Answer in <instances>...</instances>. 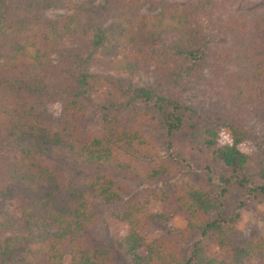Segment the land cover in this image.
<instances>
[{"label": "trees", "instance_id": "16d2710c", "mask_svg": "<svg viewBox=\"0 0 264 264\" xmlns=\"http://www.w3.org/2000/svg\"><path fill=\"white\" fill-rule=\"evenodd\" d=\"M96 2L0 0V200L15 202L0 211V264H264V237L238 228L264 202V140L241 118L264 110V0ZM140 75L154 80L138 86ZM190 91L202 102H185ZM98 92L101 123L89 126ZM176 132L207 174L174 201L184 228L152 209L167 198L156 182L192 169ZM105 214L125 225L111 239L97 233ZM195 235L229 257L199 243L181 253Z\"/></svg>", "mask_w": 264, "mask_h": 264}, {"label": "rangeland", "instance_id": "374dc122", "mask_svg": "<svg viewBox=\"0 0 264 264\" xmlns=\"http://www.w3.org/2000/svg\"><path fill=\"white\" fill-rule=\"evenodd\" d=\"M84 0H74V3H79ZM96 4H101V0H97ZM143 13H148V7L143 8ZM69 12L63 9H52L45 13L48 19H57L61 16L67 15ZM210 37L214 38V33L211 32ZM207 76H210V72H206ZM154 80L152 75L145 76L140 75L136 78V83L138 86H146ZM205 89V88H204ZM210 95L209 93L204 94V96ZM213 97L212 95H210ZM203 94L195 93L194 91L188 92L184 101L192 104H199L202 102ZM103 100V93L98 92L92 95V97L87 102V123L89 126L98 125L101 123L99 106ZM252 108H250L251 111ZM258 109L254 108L253 113L241 115L244 120V124L247 128L252 129L258 137L264 140V110L259 112ZM51 113L55 116L58 113V109L51 107ZM56 113V114H55ZM228 136H223L221 143L227 144L229 142ZM173 151L179 153L187 163L190 164L191 168L189 171V176L182 178L177 175L173 178H162L156 182L154 189L157 192L167 193V198L164 202H155L152 204V209L154 211H161L167 215L171 222L170 224L176 228H184L187 222V214L181 213L177 210L174 201L180 193V188L182 184L186 181L192 183L195 186H203L207 182V174L204 171V164L197 152L193 149L188 141V133L186 132H176L173 136ZM66 172V171H65ZM15 209V202L12 198H6L0 200V211L12 215ZM125 225L114 220L109 215H102L99 223V228L97 230L98 235L101 238L111 239L118 235ZM239 230L243 239H247L252 235H261L264 237V202L258 204L257 202H252L247 208L241 211V220L239 223ZM165 234L164 228H157L151 230L147 234V240H153L157 238H162ZM196 243H199L201 247L204 248L206 254L210 257L216 259H224L229 257V250L226 248H221L217 243L211 238H202L199 235H195L191 238L188 244L181 246V253L188 254L194 247ZM23 261L30 262L32 264H44L45 260L40 258H31L28 255L22 257ZM68 260L66 259V262Z\"/></svg>", "mask_w": 264, "mask_h": 264}]
</instances>
